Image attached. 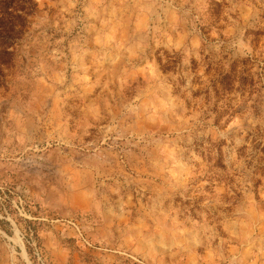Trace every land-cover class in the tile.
I'll use <instances>...</instances> for the list:
<instances>
[{
    "label": "rangeland",
    "instance_id": "obj_1",
    "mask_svg": "<svg viewBox=\"0 0 264 264\" xmlns=\"http://www.w3.org/2000/svg\"><path fill=\"white\" fill-rule=\"evenodd\" d=\"M17 1L0 264H264V0Z\"/></svg>",
    "mask_w": 264,
    "mask_h": 264
},
{
    "label": "trees",
    "instance_id": "obj_2",
    "mask_svg": "<svg viewBox=\"0 0 264 264\" xmlns=\"http://www.w3.org/2000/svg\"><path fill=\"white\" fill-rule=\"evenodd\" d=\"M22 3V2H21ZM17 0H0V54H9L13 46L12 38L21 34L24 24L21 22L27 15L26 8ZM34 6V5H33ZM29 7V6H28ZM228 78V76H224Z\"/></svg>",
    "mask_w": 264,
    "mask_h": 264
}]
</instances>
